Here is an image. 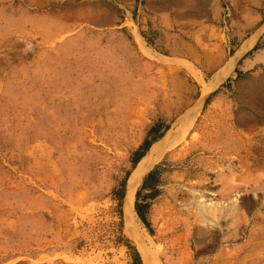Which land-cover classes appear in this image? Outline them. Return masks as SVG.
<instances>
[{
  "label": "rangeland",
  "instance_id": "374dc122",
  "mask_svg": "<svg viewBox=\"0 0 264 264\" xmlns=\"http://www.w3.org/2000/svg\"><path fill=\"white\" fill-rule=\"evenodd\" d=\"M143 250L264 264V0H0V264Z\"/></svg>",
  "mask_w": 264,
  "mask_h": 264
},
{
  "label": "bare ground",
  "instance_id": "6f19581e",
  "mask_svg": "<svg viewBox=\"0 0 264 264\" xmlns=\"http://www.w3.org/2000/svg\"><path fill=\"white\" fill-rule=\"evenodd\" d=\"M257 58H259V57H257ZM220 79H221V77H214V80L211 81V83L208 86L210 88L213 87L214 85H216L220 81ZM204 91H205V89H204ZM192 111L194 112L195 110H192ZM196 113H197V111H196ZM189 114L190 115L187 114L186 118L188 116H190L191 118H193L195 116V112L194 113L190 112ZM190 119H189V121H190ZM185 122H187V121L185 120ZM182 124H185V123L183 122ZM187 125H188V123H187ZM178 129H176V130H178ZM174 131L175 130H173V132H169L167 135L165 134L166 136L163 139H161V140L157 141L156 143H154L151 146V149L149 150V152L141 158V160L138 162L137 167L134 169V172H133V174H132V176L130 178L128 189H127V193H126V196H125V210H126L125 213H126L127 220H128L127 221L128 223L126 222V225L130 224L129 222L133 223L135 221V219H134L133 202H134V199H135L136 191H137V189H138V187H139L144 175L146 174L147 170L151 167V165L154 163V161L161 155V153L164 152V150L167 147L170 146L173 137L175 139V135L176 134L174 133ZM178 134H177V136H178ZM132 223H131V225H132ZM128 226H130V225H128ZM128 229H129V227H128ZM142 256H143V260H144L145 264H157V260L155 259V257H153L151 254H148L144 250H143Z\"/></svg>",
  "mask_w": 264,
  "mask_h": 264
},
{
  "label": "crops",
  "instance_id": "0c3cea01",
  "mask_svg": "<svg viewBox=\"0 0 264 264\" xmlns=\"http://www.w3.org/2000/svg\"><path fill=\"white\" fill-rule=\"evenodd\" d=\"M169 4H171V0H169ZM164 9H165V7H164ZM169 9H171V5L169 6ZM260 56H261V54L258 55L259 58H256V59H257V60L260 59ZM238 58H239V57H238Z\"/></svg>",
  "mask_w": 264,
  "mask_h": 264
},
{
  "label": "trees",
  "instance_id": "16d2710c",
  "mask_svg": "<svg viewBox=\"0 0 264 264\" xmlns=\"http://www.w3.org/2000/svg\"><path fill=\"white\" fill-rule=\"evenodd\" d=\"M136 208H137V210H138V212H139V215H140V210H139V208H138V205L136 206ZM141 218L144 219L142 215H141Z\"/></svg>",
  "mask_w": 264,
  "mask_h": 264
}]
</instances>
